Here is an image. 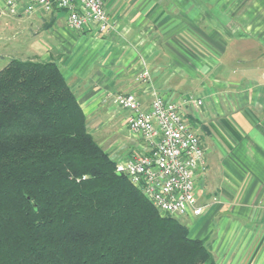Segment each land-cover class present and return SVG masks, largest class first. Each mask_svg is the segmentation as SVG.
I'll return each instance as SVG.
<instances>
[{
    "label": "crops",
    "instance_id": "1",
    "mask_svg": "<svg viewBox=\"0 0 264 264\" xmlns=\"http://www.w3.org/2000/svg\"><path fill=\"white\" fill-rule=\"evenodd\" d=\"M105 4L116 25L106 34L72 29L61 11L36 14V33L48 34L34 57L59 64L90 131L116 160L143 146L117 93L136 94L143 108L155 93L182 103L205 149L195 180L202 212L184 219L190 236L218 264H264V0ZM145 69L149 77L138 79ZM190 95L203 104L186 102Z\"/></svg>",
    "mask_w": 264,
    "mask_h": 264
},
{
    "label": "trees",
    "instance_id": "2",
    "mask_svg": "<svg viewBox=\"0 0 264 264\" xmlns=\"http://www.w3.org/2000/svg\"><path fill=\"white\" fill-rule=\"evenodd\" d=\"M59 64L0 70V264H218L116 171Z\"/></svg>",
    "mask_w": 264,
    "mask_h": 264
},
{
    "label": "built area",
    "instance_id": "3",
    "mask_svg": "<svg viewBox=\"0 0 264 264\" xmlns=\"http://www.w3.org/2000/svg\"><path fill=\"white\" fill-rule=\"evenodd\" d=\"M4 13L17 15L64 11L67 24L82 31L95 27L102 34L115 28L105 0H2ZM149 71L138 79H147ZM186 102L202 105L203 99L190 95ZM115 103L128 111L126 122L143 143L128 158L117 160L116 171L126 174L163 215L200 214L195 180L205 164V149L199 134L186 117L182 103L154 94L151 105L143 108L132 92H120Z\"/></svg>",
    "mask_w": 264,
    "mask_h": 264
},
{
    "label": "rangeland",
    "instance_id": "4",
    "mask_svg": "<svg viewBox=\"0 0 264 264\" xmlns=\"http://www.w3.org/2000/svg\"><path fill=\"white\" fill-rule=\"evenodd\" d=\"M61 13L64 14L65 12L61 11ZM35 15L24 14L20 19L0 10V70L14 58L22 60L41 59V57H34L37 49L35 43L38 41V37L40 39L48 33L46 31H41L40 35L36 33L38 25L36 23L33 25ZM126 112L128 114V111ZM124 151L125 154H130L128 149ZM177 218L185 223V215L177 216Z\"/></svg>",
    "mask_w": 264,
    "mask_h": 264
}]
</instances>
